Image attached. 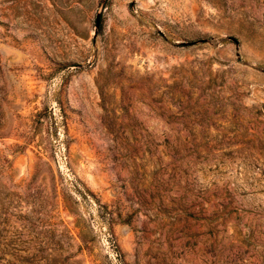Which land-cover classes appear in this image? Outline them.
<instances>
[{
  "label": "rangeland",
  "instance_id": "rangeland-1",
  "mask_svg": "<svg viewBox=\"0 0 264 264\" xmlns=\"http://www.w3.org/2000/svg\"><path fill=\"white\" fill-rule=\"evenodd\" d=\"M0 264H264V0H0Z\"/></svg>",
  "mask_w": 264,
  "mask_h": 264
},
{
  "label": "water",
  "instance_id": "water-1",
  "mask_svg": "<svg viewBox=\"0 0 264 264\" xmlns=\"http://www.w3.org/2000/svg\"><path fill=\"white\" fill-rule=\"evenodd\" d=\"M98 21H99V18H98Z\"/></svg>",
  "mask_w": 264,
  "mask_h": 264
}]
</instances>
